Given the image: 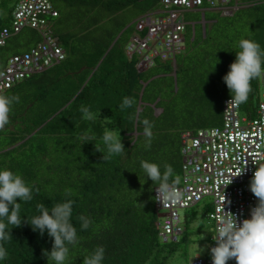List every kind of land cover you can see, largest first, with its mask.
Masks as SVG:
<instances>
[{
    "label": "trees",
    "instance_id": "trees-1",
    "mask_svg": "<svg viewBox=\"0 0 264 264\" xmlns=\"http://www.w3.org/2000/svg\"><path fill=\"white\" fill-rule=\"evenodd\" d=\"M8 1L0 0V28L9 24L14 5L7 6ZM66 2L101 8L107 12L102 18L108 22L112 20L108 13L114 15L127 6L135 7L138 15L161 8L160 0ZM236 3L237 9L227 16L242 17L249 25L246 38L264 48V0ZM217 13L203 11L212 31L210 35L201 32L196 42L195 27L192 37L187 26L184 49L197 47V53L194 49L193 55L179 56L181 52L176 57L175 79L170 75V62L156 61L152 68L140 70L136 57L126 55L134 24L122 31L130 21L122 18L114 20L113 26L94 22L81 34H58L50 25L65 58L0 93L19 98L11 106L8 125L0 129V167L22 176L33 190L31 200L20 202L22 218L38 214L37 204L50 209L58 202H72L70 220L78 242L69 245L71 264H82L83 257L97 246L105 250L102 264H167L174 253L175 247L159 238L154 185L150 179L143 183L139 164L141 160L170 164V182L179 181L183 172L181 134L221 123L222 102L230 97L222 77L235 59V50L230 49L237 43L230 36L218 37L213 25ZM227 28L241 31L234 21ZM40 40L32 28L10 36L0 47V69L10 56L28 51ZM250 84L248 99L240 108L243 114L254 117L259 79ZM124 96L134 97L136 103L122 110L119 105ZM81 106H88L99 119H82ZM144 119L152 125L150 143L144 134ZM105 128L120 129L125 147L122 153L102 158L95 148L94 143L103 148ZM83 134L92 135L94 142L81 144ZM81 217L87 221L86 227H81ZM189 218L185 213L182 234ZM11 234L3 242L8 257L0 264H47L42 254L52 246L47 233L41 236L23 222L13 226Z\"/></svg>",
    "mask_w": 264,
    "mask_h": 264
},
{
    "label": "built area",
    "instance_id": "built-area-1",
    "mask_svg": "<svg viewBox=\"0 0 264 264\" xmlns=\"http://www.w3.org/2000/svg\"><path fill=\"white\" fill-rule=\"evenodd\" d=\"M160 4L159 11L143 13L135 20L134 33L126 46V55L136 57L140 70L152 68L156 61L175 65L176 57L184 49L188 25L192 37L194 34V23L186 21V12L203 13L211 9L227 16L238 7L236 0H160ZM57 15L51 0L15 1L8 26L0 28V47L23 28L36 30L41 40L28 51L8 58L0 69V93L65 58L49 24V17ZM258 79L263 90L254 117L240 115V104L232 103L227 97L222 102L218 126L186 130L181 134L183 172L176 186L182 190L184 198L174 205H162L155 200L156 209L165 211L163 220L155 222L163 241L175 240L183 232L184 216L178 214V209L189 208L205 197L211 198L208 217L214 226L213 236L221 215L234 213L238 221L250 215L257 198L248 185L257 166L255 163H264V75ZM243 167L244 170L230 181L229 174ZM215 243L212 239L207 255L196 256L191 264H212L209 249ZM227 264H235V260Z\"/></svg>",
    "mask_w": 264,
    "mask_h": 264
},
{
    "label": "clouds",
    "instance_id": "clouds-1",
    "mask_svg": "<svg viewBox=\"0 0 264 264\" xmlns=\"http://www.w3.org/2000/svg\"><path fill=\"white\" fill-rule=\"evenodd\" d=\"M135 20L132 24L135 23ZM230 50H235V59L229 64V69L222 79L229 90L230 101L239 105L248 99L251 90L250 82L264 75V48L259 43L245 37L239 39L236 47ZM18 101L19 98L16 96L0 95V129H4L8 125L11 106ZM135 103L134 97L124 96L119 107L122 110L128 109ZM79 111L84 120L99 119L98 114L94 115L88 106H81ZM142 124L144 125V134L148 138L147 143H150L151 122L144 119ZM101 139L103 148L95 143L94 145L103 154L102 158L118 155L124 151L120 129L105 128ZM80 141L81 144L88 141L94 142V138L92 135L83 134ZM255 164L257 166L252 172L248 187L257 198V202L251 208L250 215L239 221L236 214L231 212V215L218 217L216 232L214 236L212 235V239L216 243L209 249L212 264H227L229 260L233 259L235 264H264V163ZM139 166L143 172V183L150 179L151 185H154L152 188L155 189V195L152 199L161 202L162 205H174L182 202L184 193L176 186L178 181L173 179L170 182V177L173 174L170 164L161 166L153 161L141 160ZM244 167L235 174L230 173V181L233 176L243 171ZM32 197L33 190L22 176L6 167H0V262L5 261L8 257L3 242L12 236L11 228L27 222L32 230L38 232L39 235L43 236L47 233L52 238L51 248L42 251L43 256L47 259V264H71L68 260L69 245H75L78 242L76 227L70 220L72 202L70 200L58 202L50 209L43 204H37L38 214L33 215L30 219L22 218L20 202L29 201ZM81 220L83 221L81 227H86L87 221L83 217ZM200 251L201 248L191 256L189 264L193 257L199 255ZM104 254L103 246H97L89 255L83 257L82 264H102Z\"/></svg>",
    "mask_w": 264,
    "mask_h": 264
},
{
    "label": "rangeland",
    "instance_id": "rangeland-1",
    "mask_svg": "<svg viewBox=\"0 0 264 264\" xmlns=\"http://www.w3.org/2000/svg\"><path fill=\"white\" fill-rule=\"evenodd\" d=\"M53 6L57 7L59 10V16L54 20L53 28L58 34L63 33H77L81 31L85 26L98 23L100 25L103 23L104 25H114V20L118 21L123 19H127L130 21L128 24L135 20L137 14V9L133 6H127L124 9L118 11L117 13L109 14V17L112 18L111 22H108V19H103L107 15V12L103 9H92V7L86 6H70L67 4L66 0H51ZM6 5L11 6L14 5L13 0H9ZM91 8V9H90ZM89 9L91 12H89ZM219 12V11H218ZM220 13V12H219ZM217 13L214 19V27L217 28V35L220 36V39H227V36L235 39V43L239 41L241 38H245L249 33V25L247 23H243L242 17H238L237 15L232 16H221ZM207 15V13H206ZM3 17V12L1 10L0 4V21ZM186 20L188 22L194 23L195 27V42L199 39V35L201 32L206 31L207 35L211 34L212 25L208 23V20L203 18V13L201 11H191L186 14ZM101 21V22H100ZM236 22L238 24L240 32H236L233 29H228L227 25L231 22ZM205 25V27H204ZM192 36V34H191ZM237 38V39H236ZM194 42V43H195ZM188 44V41L184 42V45ZM192 46V45H191ZM197 53V47L194 48ZM192 47L189 49H183L182 53L179 55L185 54L186 56L193 55ZM170 75L175 79L176 73L174 66L170 70ZM263 90V84L259 79V95ZM243 112H240L242 115ZM211 198L205 197L201 201L195 203L189 208L186 209H178V214L180 216H184L185 213L189 215V221L185 224V231L183 234L177 236V240H168L163 241L162 243H169L175 247L174 253L170 256L167 261V264H189L191 256L195 255L197 250L201 248V251L198 256L205 257L208 253V248L212 243V235L214 226L208 214L210 210H208L207 205H211ZM157 220L162 221L164 217L165 211L157 210ZM194 213L195 217L191 216ZM184 228V225H183ZM201 238L199 239V237ZM196 257V256H195ZM193 257L192 260L195 258Z\"/></svg>",
    "mask_w": 264,
    "mask_h": 264
},
{
    "label": "crops",
    "instance_id": "crops-1",
    "mask_svg": "<svg viewBox=\"0 0 264 264\" xmlns=\"http://www.w3.org/2000/svg\"><path fill=\"white\" fill-rule=\"evenodd\" d=\"M70 1H72V0H70ZM57 11H58V15L57 16H50L49 17V24L51 25V27L53 26V24H54V20L56 19V18H58V16H59V10H58V8L57 7H55V6H53ZM154 11H159V8L158 9H156V10H154ZM192 11H198V10H192ZM188 12H191V11H188ZM188 12H186L185 13V19H186V14L188 13ZM139 16V15H138ZM137 16V17H138ZM136 17V18H137ZM10 19V15H9V17H8V20ZM134 21V20H133ZM133 21L132 22H130L128 25H131L132 23H133ZM187 21V20H186ZM128 25H126L123 29H122V31L128 26ZM84 31V30H83ZM83 31H79L78 33H83ZM121 33V32H120ZM119 33V34H120ZM118 34V35H119ZM185 38H186V34H185Z\"/></svg>",
    "mask_w": 264,
    "mask_h": 264
},
{
    "label": "water",
    "instance_id": "water-1",
    "mask_svg": "<svg viewBox=\"0 0 264 264\" xmlns=\"http://www.w3.org/2000/svg\"><path fill=\"white\" fill-rule=\"evenodd\" d=\"M128 26H129V25H128ZM128 26H127V27H128ZM127 27H126V28H127ZM126 28H125V29H126ZM119 35H120V34H119ZM119 35H118V36H119ZM118 36H117V37H118ZM116 39H117V38H116ZM114 42H115V41H114ZM114 42H113V43H114Z\"/></svg>",
    "mask_w": 264,
    "mask_h": 264
}]
</instances>
